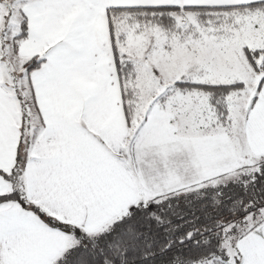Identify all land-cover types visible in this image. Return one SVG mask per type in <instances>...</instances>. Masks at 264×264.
Returning <instances> with one entry per match:
<instances>
[{
  "label": "snow or ice",
  "instance_id": "6c2138e0",
  "mask_svg": "<svg viewBox=\"0 0 264 264\" xmlns=\"http://www.w3.org/2000/svg\"><path fill=\"white\" fill-rule=\"evenodd\" d=\"M0 264H264V0H0Z\"/></svg>",
  "mask_w": 264,
  "mask_h": 264
}]
</instances>
